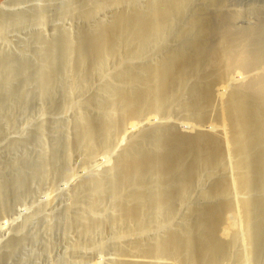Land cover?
<instances>
[{
  "label": "bare ground",
  "instance_id": "6f19581e",
  "mask_svg": "<svg viewBox=\"0 0 264 264\" xmlns=\"http://www.w3.org/2000/svg\"><path fill=\"white\" fill-rule=\"evenodd\" d=\"M142 1L65 0L60 11L78 19L77 30L35 37L45 50L39 56L46 55L44 90L65 67L71 87L93 92L80 106L86 113L73 119L64 164L75 152L87 163L127 142L110 168L81 183L66 217L83 232L121 229L114 240L123 257L112 264H160L135 256L161 255L184 264H223L232 257L262 264L264 25L235 27L237 15L228 10L224 23L218 8L224 0ZM32 17L48 16L37 9L0 15V36ZM10 62L0 51L1 72ZM171 110L191 120L188 131L170 121L147 128L137 122L147 111ZM205 179L209 187L201 191ZM223 222L231 233L224 227L220 236ZM18 242L13 238L7 250Z\"/></svg>",
  "mask_w": 264,
  "mask_h": 264
},
{
  "label": "rangeland",
  "instance_id": "374dc122",
  "mask_svg": "<svg viewBox=\"0 0 264 264\" xmlns=\"http://www.w3.org/2000/svg\"><path fill=\"white\" fill-rule=\"evenodd\" d=\"M64 4L65 0H0V15L37 9L48 16L47 19L29 18L21 26L6 28L3 36H0V51L11 60L5 69H9L8 73L1 72L0 67V257L6 254L4 264H112L115 259L123 257L116 249L114 240L122 233L120 228L111 231L101 226L100 229L83 232L80 226L70 225L65 213L70 207L68 205H72V198L81 183L90 173L100 176L110 168L116 161L119 149L127 142H121L120 147L114 145L109 152L104 149L106 153H95L91 162L84 161L82 151L73 153L67 166L63 162L72 134V122L79 113H86L81 108L82 101L93 93L90 88L71 87L67 77L70 74L68 65L69 70L65 67L61 69L65 68L63 72L60 70L52 89L44 90L41 68L45 67L46 55L39 56V51L45 50L35 41V37L41 34L52 38L60 30H77L78 19L61 13ZM220 6H223L219 11L224 23H228L227 16L234 13L237 15L235 27L264 25V0H224L218 8ZM105 13L110 15L108 10ZM154 57L158 58L156 55ZM108 66L111 71L114 64ZM260 68L264 73V62ZM236 74L235 78L238 77ZM63 89L67 91V96ZM138 120L140 127L144 128L170 121L184 132L189 130L191 123L184 114L175 110L167 113L147 111ZM127 124L126 128L129 126ZM208 124L203 121L201 126L208 128ZM122 136L123 133L114 142H119ZM52 156L56 161L46 166V159ZM44 168L49 176L45 170L43 174L40 172L39 169ZM208 187L209 181L201 180L199 189L202 191ZM87 205L85 202L82 206L86 208ZM99 211V215L104 213L103 209ZM112 212L114 209L109 211ZM82 213L84 215L85 212L80 211L79 215ZM84 216L80 219L83 220ZM225 224L223 222L218 227L220 236H223L221 228L224 227L231 233ZM127 235L128 232L122 234ZM13 238H18L19 242L7 250L6 246ZM123 242V245L127 244V241ZM101 245L105 247L99 248ZM234 246L235 250L242 247L240 242ZM76 248L80 250L75 251ZM135 257L160 264H184L180 259L166 255ZM223 264L247 263L232 257Z\"/></svg>",
  "mask_w": 264,
  "mask_h": 264
}]
</instances>
